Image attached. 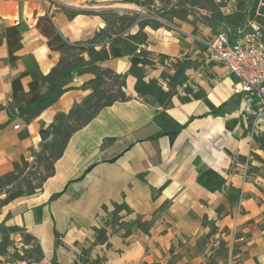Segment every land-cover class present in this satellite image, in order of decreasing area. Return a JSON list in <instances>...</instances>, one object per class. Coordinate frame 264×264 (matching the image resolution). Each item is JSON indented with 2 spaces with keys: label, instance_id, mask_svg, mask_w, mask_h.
<instances>
[{
  "label": "crops",
  "instance_id": "0c3cea01",
  "mask_svg": "<svg viewBox=\"0 0 264 264\" xmlns=\"http://www.w3.org/2000/svg\"><path fill=\"white\" fill-rule=\"evenodd\" d=\"M201 1L213 9L197 0H0V177L37 146L35 134L90 97L98 70L119 77L123 95L70 135L35 194L0 206L7 252L33 243L35 264H264V115L250 137L242 97L208 48L214 26L249 21L263 25L264 43L262 0ZM70 10L163 22L111 28ZM77 45L102 58L89 64ZM66 72L54 103L19 114ZM15 263L27 264H5Z\"/></svg>",
  "mask_w": 264,
  "mask_h": 264
},
{
  "label": "rangeland",
  "instance_id": "374dc122",
  "mask_svg": "<svg viewBox=\"0 0 264 264\" xmlns=\"http://www.w3.org/2000/svg\"><path fill=\"white\" fill-rule=\"evenodd\" d=\"M197 2L198 3L195 4V6L199 5L207 9H213L212 5L208 2H202L201 0H197ZM261 2L264 3V0ZM141 3L144 4L145 1ZM188 4L189 6H192V1L188 2ZM261 9L259 10L260 12ZM81 11L94 12L86 10ZM94 15L100 16L104 19L107 22V25L111 28H114L117 24L122 27L126 24L125 22L134 20L137 22H144L149 19L157 23L163 22L162 18L158 16V14L155 15L151 13H147V15H151L152 17L157 18V20L146 18L144 16L146 14L143 13L139 14L135 12V14L129 17L128 15L119 14V12L115 10H101L95 12ZM261 28L263 29V25H261ZM213 29L214 32L217 30V33L220 27L218 28V26H214ZM73 48L76 51L87 48L88 54L90 55L89 64L94 63L96 59L102 58V56H94L93 49L89 48V46L77 45ZM69 50H67L68 59L74 58L76 53H71ZM94 72L96 71L94 70ZM97 72H101L102 76L99 74L97 75L94 85H92L94 90L90 97L85 100L81 106L73 108L68 115H60L56 117L50 126L43 129L49 133L46 140L42 141L40 139L39 132L41 130L35 134V142H37V146L35 148H30L26 157L19 158V160L14 164L13 171L4 175L5 177L3 176V179L0 181V204L15 195H19L18 197H29L35 194L40 189L46 176L50 173L52 162L61 154L70 135L83 127L85 123L96 113V111L101 108V106L123 99L121 92L122 80L119 77L106 73L105 71L102 72L98 70ZM30 102L31 100L26 102L23 106L29 105ZM30 118L31 117H27L25 121L28 122ZM259 132L260 129L258 127V133ZM8 243L9 246H7ZM5 247H11V244L7 240H4V237H1L0 252L6 250ZM19 250V253L16 249L8 251L9 253L7 250L4 251L3 254L0 255V264L23 260L27 264L37 263L39 254L33 243L30 248L23 249L22 247H19ZM7 253L9 255H7Z\"/></svg>",
  "mask_w": 264,
  "mask_h": 264
},
{
  "label": "built area",
  "instance_id": "2783aa9c",
  "mask_svg": "<svg viewBox=\"0 0 264 264\" xmlns=\"http://www.w3.org/2000/svg\"><path fill=\"white\" fill-rule=\"evenodd\" d=\"M264 3L259 2L255 16L264 17L259 11ZM146 18H157L145 15ZM261 25L254 21L230 29L221 26L208 45L210 55L223 69V75L232 81L231 93L243 100L242 121L249 125L250 137L258 133V123L264 115V43ZM139 53V52H138ZM248 168L244 169L243 178Z\"/></svg>",
  "mask_w": 264,
  "mask_h": 264
},
{
  "label": "trees",
  "instance_id": "16d2710c",
  "mask_svg": "<svg viewBox=\"0 0 264 264\" xmlns=\"http://www.w3.org/2000/svg\"><path fill=\"white\" fill-rule=\"evenodd\" d=\"M136 3L138 4L139 2L136 1ZM70 12H71V14H74V15H80V14H83V15H94L95 14V12H84V11H79V10H70ZM105 72L109 74V72H107V71H105ZM69 75H70V72H66V73L62 74L61 76H59L57 78H54L51 81L49 89H48L47 93L44 96L33 98L29 105H25V106H22V107L19 108L20 115L21 116L34 115L38 111H40V110L50 106L52 103H54L55 100L64 92L62 90V87L64 86L63 82H64V80H66V79H68L70 77ZM101 108H102V106H101ZM96 113H97V111H96ZM212 113L213 114H217V110H212ZM92 117L90 119H92ZM175 134H176V132H172L169 135L171 137H174ZM2 179H3V177H0V181ZM18 196L19 195L12 196L9 200H6V201H4V203L0 204V206L7 204L8 202L16 199ZM4 240H7L9 242V240H8V238L6 236H4ZM30 241L31 240L29 238H23V243L24 244H29ZM7 246H9V243H8ZM5 248H7V247H5ZM4 251H6V250H4ZM4 251H1L0 255H2Z\"/></svg>",
  "mask_w": 264,
  "mask_h": 264
},
{
  "label": "water",
  "instance_id": "95a60500",
  "mask_svg": "<svg viewBox=\"0 0 264 264\" xmlns=\"http://www.w3.org/2000/svg\"><path fill=\"white\" fill-rule=\"evenodd\" d=\"M48 136H49V133L45 130H41L39 132V137L42 141L46 140L48 138Z\"/></svg>",
  "mask_w": 264,
  "mask_h": 264
}]
</instances>
